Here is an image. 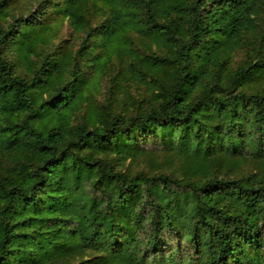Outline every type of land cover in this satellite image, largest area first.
<instances>
[{"label":"trees","instance_id":"16d2710c","mask_svg":"<svg viewBox=\"0 0 264 264\" xmlns=\"http://www.w3.org/2000/svg\"><path fill=\"white\" fill-rule=\"evenodd\" d=\"M119 1L0 0V264H264V0Z\"/></svg>","mask_w":264,"mask_h":264},{"label":"rangeland","instance_id":"374dc122","mask_svg":"<svg viewBox=\"0 0 264 264\" xmlns=\"http://www.w3.org/2000/svg\"><path fill=\"white\" fill-rule=\"evenodd\" d=\"M119 3L123 6H126L125 2L122 0L119 1ZM127 9V7H125ZM141 13V12H140ZM102 20L101 16H97L94 20H92V23H95V21ZM71 34V29L68 27L67 23L64 22V25L62 29L59 32V39H56L54 43H58L59 41L62 42L65 39H68V37ZM75 41L78 40L75 38ZM145 41L141 40V38L138 36L137 28L134 25H129L127 27H122L118 31L117 37L114 42L105 50L103 53V56L98 63L97 67H94L90 70H87V73L89 74L88 82L86 84L87 93H90L93 98L88 103L89 106L91 105H101L106 98V88H107V82H108V72L111 70V72L114 70V68L119 65L120 62H126L129 61L133 56L134 53H141L144 52L145 48L143 47V43ZM152 48H154L153 44L150 45ZM243 57L242 51H236L233 53V62H238ZM140 88L130 87L126 90H120L119 88L116 89V96L119 97V100L121 99V102H124L128 100L130 97H137L144 95L143 93H140ZM147 93H145V96ZM119 103V105H120ZM116 106V111L120 110V106Z\"/></svg>","mask_w":264,"mask_h":264}]
</instances>
